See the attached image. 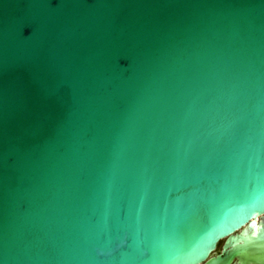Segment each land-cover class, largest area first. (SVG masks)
<instances>
[{
    "label": "water",
    "instance_id": "95a60500",
    "mask_svg": "<svg viewBox=\"0 0 264 264\" xmlns=\"http://www.w3.org/2000/svg\"><path fill=\"white\" fill-rule=\"evenodd\" d=\"M263 217L264 0H0V264H264Z\"/></svg>",
    "mask_w": 264,
    "mask_h": 264
},
{
    "label": "flooded vegetation",
    "instance_id": "af4514ba",
    "mask_svg": "<svg viewBox=\"0 0 264 264\" xmlns=\"http://www.w3.org/2000/svg\"><path fill=\"white\" fill-rule=\"evenodd\" d=\"M260 222H261V224L264 223V217L260 220ZM253 226H255V224H253ZM222 245H223V242L218 245V250H217L216 255L221 253Z\"/></svg>",
    "mask_w": 264,
    "mask_h": 264
}]
</instances>
